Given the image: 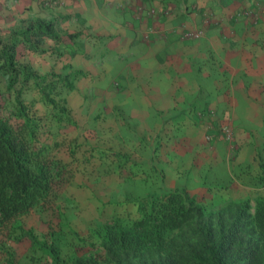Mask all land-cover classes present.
I'll return each mask as SVG.
<instances>
[{
  "label": "crops",
  "instance_id": "0c3cea01",
  "mask_svg": "<svg viewBox=\"0 0 264 264\" xmlns=\"http://www.w3.org/2000/svg\"><path fill=\"white\" fill-rule=\"evenodd\" d=\"M257 3L264 0H0V33L20 29L29 17H61L57 32H81L79 44L85 48V55L75 50L68 60L62 58L64 63L76 61L71 68L89 80L82 82L89 88L82 110L92 108L93 116L100 111L120 143L136 134L150 145H176L173 164L183 165L182 172L191 166L198 184L213 190L235 184L236 173L258 166L257 152L264 159V10L256 21L241 13L236 23L227 17L244 6L255 9ZM196 28L202 30L201 38L183 35ZM94 38L102 41L92 42ZM44 41L59 46L61 55L75 44L69 38L60 44ZM173 114L186 116L188 127L179 139L164 120ZM227 118L237 125L235 153L219 129L213 142L204 137L205 128Z\"/></svg>",
  "mask_w": 264,
  "mask_h": 264
},
{
  "label": "trees",
  "instance_id": "16d2710c",
  "mask_svg": "<svg viewBox=\"0 0 264 264\" xmlns=\"http://www.w3.org/2000/svg\"><path fill=\"white\" fill-rule=\"evenodd\" d=\"M61 20L29 17L20 29L0 33V76L5 85L4 97L0 91V264H264V193L256 198L253 210L249 198H233L207 210L183 188L153 192L138 198L134 210L107 217L98 229V241L88 244L87 251L68 256L54 235L56 223H51L43 240L32 227H25L23 218L38 211L58 212L62 224L61 191L91 153L73 138L66 146L71 158L65 159L60 153L67 145L65 138L52 131V126L76 125L67 91L84 72L63 71L64 65L62 72L41 74L17 56L18 50L46 52L41 46L45 39L56 44L81 35L57 32ZM29 84L38 94L36 99L23 96ZM63 88L67 91L61 95ZM225 122L216 127L221 130ZM106 126L111 125L106 121ZM126 142L119 144L125 148ZM99 149L104 159L108 151L130 156L110 147ZM257 153L261 169L254 179L264 184L263 154ZM221 187L225 185L215 186ZM23 240L30 246L25 263L14 249Z\"/></svg>",
  "mask_w": 264,
  "mask_h": 264
},
{
  "label": "rangeland",
  "instance_id": "374dc122",
  "mask_svg": "<svg viewBox=\"0 0 264 264\" xmlns=\"http://www.w3.org/2000/svg\"><path fill=\"white\" fill-rule=\"evenodd\" d=\"M240 9L227 12V17L230 16L229 18L232 19V21L229 20L231 23L238 22L239 17H241L240 12H238ZM209 23L204 22L205 26L209 25ZM72 39L75 44L70 45V51L65 53V55H61L59 48L52 44L46 46L47 43L44 41L41 46L47 48L46 52H35L31 56V53L28 51L18 50L17 56L21 61L31 63L41 74L52 70L62 72L61 69L64 65L63 71L78 70L70 66L75 65L73 63H76V61L74 62L70 59V63H64L63 60L64 57L66 59L67 57L71 58L75 50H78L80 54L85 51V48L83 50L81 44H79L82 39L81 35ZM96 40L99 42L102 41L101 38H94L93 41L90 39L92 42ZM88 47H91V45H88ZM97 51L102 52L106 51V49H97ZM118 51L121 52V49ZM106 52L107 54L109 53V51ZM93 54L94 50L92 49L86 56L92 58ZM82 55L85 54L83 53ZM110 55H114V52L110 53ZM97 57H99L98 53ZM113 57L119 59L118 56ZM114 62L118 64V61ZM191 75L194 76V73H191L189 78L192 77ZM84 77L85 72L74 80V88L68 91L66 88L61 90V95L67 91V99L76 120V125L68 124L65 125L66 128L63 126L60 129L52 126V131L59 139L65 138L67 145H64L60 151L65 159L71 158L67 153L66 146L69 147L68 142L73 138L80 140L84 148L90 150L91 153L88 156L89 159H86V165L80 167L74 173L72 181L61 191L59 198L62 201L61 208H63L61 217L64 216L61 225L58 224L60 216H58V212L55 214L51 213V211L32 212L23 218L25 227H32L33 231L41 240L46 238L47 231L52 228L51 223H56V225H53V228L55 227L54 235L65 255L68 256L76 252L87 251L91 243L98 241V229L107 217L112 214L123 215L129 210H134V202L140 197L172 188H183L189 194L196 195V198L204 204L207 210L216 209L233 198L235 200L249 198L252 206L251 210H253L256 198L264 193V184L254 179V176L260 172L261 168L254 164L250 167L251 169L249 168V171H244V173L242 171L235 174L237 178L235 184L230 183L227 188L225 187V190L222 189L223 191L217 188L212 190L204 187V185L198 184L197 179L190 174L189 168L191 166L189 168L185 167V172H182L183 165L178 163L173 164L174 146L176 145L169 143V141H164V143L156 141L154 146L143 140L140 135L134 134L133 137H130L132 139H128L132 141L124 143L123 146L125 148H123L122 145L120 146L119 141H115L116 134L112 132V128L110 126L105 127L107 120H105L104 116L101 114L98 117L93 116V112L96 111H93L89 107L86 110H82L84 92L88 88L82 82L89 81ZM115 85L120 88L118 83ZM0 91L2 95L5 92L4 79L1 76ZM23 96L26 99H32L34 97L36 99L38 94L35 88L29 84V88L23 92ZM44 110H49V107ZM207 112L208 110L206 109L202 114L206 115ZM185 117L178 114L175 117H165L164 119L168 122L166 128L173 130L177 139L180 138L179 136H182V132L188 127V125H184ZM201 117L204 121H207L209 118L207 115ZM217 129L213 125L205 128V139L209 142L216 140L218 136ZM236 131L237 125H233L232 145L228 149L234 153L238 148V145L234 141ZM218 133L224 139L222 130ZM257 137V135H253V138ZM187 138L188 136L184 139V144L188 142ZM84 139L87 143L82 142ZM252 143L254 145H260L258 139H254ZM90 146H93V148ZM178 146L183 151L181 149L182 144ZM107 147L120 150L122 154L125 153L130 156L129 158L123 157L120 153L116 156L108 151L107 158L104 159L99 148L107 149ZM87 154L88 152H86V156ZM167 154L170 156L169 158H162V156ZM160 156L161 158L158 159ZM169 168L171 169V174L168 171ZM72 231H75L77 235L73 234ZM84 240H87L88 243H85ZM29 247V242L26 240L14 246L16 257L20 262L25 263L29 260ZM65 255L63 257H66ZM2 258L3 256L0 254V261Z\"/></svg>",
  "mask_w": 264,
  "mask_h": 264
},
{
  "label": "built area",
  "instance_id": "2783aa9c",
  "mask_svg": "<svg viewBox=\"0 0 264 264\" xmlns=\"http://www.w3.org/2000/svg\"><path fill=\"white\" fill-rule=\"evenodd\" d=\"M43 1V0H42ZM50 0H44V3H49ZM261 2V1H260ZM264 10V4H256L255 9H253L252 7H245L243 8V10L241 9L240 12L241 14H247L249 16L252 17L253 21H256L257 17L259 16V14ZM233 18V17H232ZM205 22H210L209 18H205ZM202 33V30L199 28L196 29H186L183 33V35L185 37H191V38H198L200 37ZM233 121L231 119H228L223 125H222V132H223V137L228 145L231 146L232 145V140H233Z\"/></svg>",
  "mask_w": 264,
  "mask_h": 264
}]
</instances>
